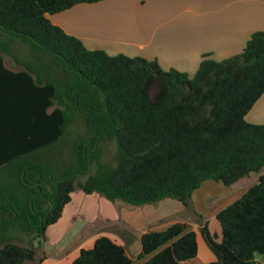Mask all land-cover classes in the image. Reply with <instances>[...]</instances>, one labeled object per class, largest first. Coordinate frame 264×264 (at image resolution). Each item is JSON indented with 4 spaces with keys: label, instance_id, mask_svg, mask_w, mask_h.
<instances>
[{
    "label": "trees",
    "instance_id": "obj_1",
    "mask_svg": "<svg viewBox=\"0 0 264 264\" xmlns=\"http://www.w3.org/2000/svg\"><path fill=\"white\" fill-rule=\"evenodd\" d=\"M97 1L0 0V264L41 263L45 230L76 189L132 205L171 198L189 209L203 181L230 186L253 172L258 181L216 214L220 239L206 225L200 232L216 258L209 264H260L264 123L245 116L264 93V31L222 60L203 54L190 75L156 59L88 49L48 18ZM22 45L30 57L16 53ZM5 56L20 69L7 67ZM78 117L83 136L59 169L49 157L59 159L60 141ZM105 140L116 145L110 166L99 158ZM91 161L94 173L75 182ZM14 228L30 237L27 246L9 237ZM140 243V255L154 252L141 264H179L197 254L196 233L179 222L142 233ZM131 263L103 235L72 261Z\"/></svg>",
    "mask_w": 264,
    "mask_h": 264
},
{
    "label": "crops",
    "instance_id": "obj_2",
    "mask_svg": "<svg viewBox=\"0 0 264 264\" xmlns=\"http://www.w3.org/2000/svg\"><path fill=\"white\" fill-rule=\"evenodd\" d=\"M48 18L88 49L156 59L165 70L192 75L203 54L222 60L239 53L253 33L264 31V0H100L75 4ZM4 61L10 69H20L15 59L10 60L14 67ZM250 111L245 116L248 122ZM236 182L225 186L203 181L193 190L189 209L171 198L132 205L73 191L59 219L45 230L44 250L39 253L44 260L25 264H72L80 249L90 247L101 235L122 245L131 264H141L154 254L140 255L141 234L175 222L186 224L197 240L196 256L179 264H209L216 258L200 227L206 225L220 239L216 214L244 193L236 196L231 191ZM215 201L217 206L212 205ZM255 258L264 264V255Z\"/></svg>",
    "mask_w": 264,
    "mask_h": 264
},
{
    "label": "rangeland",
    "instance_id": "obj_3",
    "mask_svg": "<svg viewBox=\"0 0 264 264\" xmlns=\"http://www.w3.org/2000/svg\"><path fill=\"white\" fill-rule=\"evenodd\" d=\"M18 46H14V49H17ZM28 48L26 45H22L19 47V49L16 50V53L20 56H26V57H30L28 55ZM6 62L9 66H13V64L11 63V58L5 56ZM160 65V64H159ZM161 66V65H160ZM162 67V66H161ZM163 68V67H162ZM168 70V69H167ZM185 72V71H184ZM251 123L255 122V123H264V95L262 96V98L260 99V102L257 103L254 108L250 111V116L248 118ZM83 119H81L80 117H78L71 125L69 128H67L66 134L64 135L63 139L60 141L61 142V147H60V153H56L59 155V159L57 157H49L50 163H52L53 161H58L59 163H62V165L59 167V169H66L67 165L70 163V152H73V144L80 138L83 136V124L82 121ZM99 147V158L101 159L102 162H104L106 165L110 166L114 164V153L116 151V145L115 142L113 140H105V141H101L98 144ZM95 149V148H94ZM54 159V160H53ZM96 169V164L95 161H91V163L88 165L86 170H83L82 172L76 174L75 176V182L77 181H83L85 180V178L89 175L94 173ZM258 181V173L253 172L251 173L248 177H243L240 180H238L234 185V188H232L231 191H233L236 196L238 194H240L241 192H245L251 185L255 184ZM222 184V183H221ZM46 188L48 189V185L46 186ZM80 189H76L74 190L75 193H82V191L80 192ZM80 194L75 195V197L79 196ZM216 200V199H215ZM78 202H76L77 204ZM216 201L212 203L213 206H217ZM79 204V203H78ZM215 204V205H214ZM212 206V207H213ZM79 209V207L77 208ZM72 217V216H70ZM19 230L14 228V229H10L9 231H7V234L9 235V237L15 239L16 240L14 242L23 245V246H27V238L30 237H25L23 234L20 233L21 236V240L19 239ZM34 235V234H33ZM31 238H33L31 236ZM39 244V239L36 237L33 240V245L34 246H38ZM44 243H42L39 252L44 250ZM46 244V243H45ZM48 247V250L49 251ZM41 253V252H40Z\"/></svg>",
    "mask_w": 264,
    "mask_h": 264
}]
</instances>
